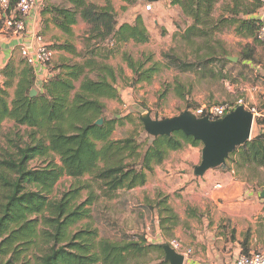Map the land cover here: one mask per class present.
I'll use <instances>...</instances> for the list:
<instances>
[{"label": "trees", "instance_id": "trees-1", "mask_svg": "<svg viewBox=\"0 0 264 264\" xmlns=\"http://www.w3.org/2000/svg\"><path fill=\"white\" fill-rule=\"evenodd\" d=\"M63 1L68 7L50 5L44 0L41 14L50 15L51 22L67 36L78 20L89 27L83 62L50 64V76L32 98L29 94L36 80L33 67L23 60H9L0 70V127L9 121L16 128H24L26 134V138L10 139L7 149L0 153V264H152L146 261L152 253L160 257L153 264H168L164 261V245L149 243L144 234L122 235L118 241H111L99 239L96 230L89 227L72 230L90 218L88 206L100 199L111 201L119 192L143 187L148 173L162 165L171 152L200 143L181 132L151 138L149 144L140 143L136 132L120 140L112 139L122 119H106L102 100L119 99L114 86L117 76L111 67L96 59L101 57L105 42L112 44L105 56L129 42L146 44L147 28L141 16H137L134 25L117 26L109 4L98 7L87 0ZM219 2L222 9L214 18ZM169 4L178 7L189 21L180 39L192 49L191 60L163 55L167 68L174 71L198 73L209 69L214 75L210 67L230 65L223 44L214 38L225 29L258 42L262 24L256 0H169ZM14 8L12 1L7 16ZM49 49L79 56L66 44H54ZM252 54L253 50L247 47L239 61L251 59ZM123 61L133 74L131 87L151 82L158 72L156 64L144 68V62H135L125 54ZM92 73L94 79L89 77ZM222 73L223 69L217 78L220 74L224 79ZM10 88H14L11 100ZM173 90L184 99V88L179 83L174 84ZM99 119L101 126L95 125ZM239 148L243 163L264 167V133L258 131ZM37 160H42L44 166L31 168L30 163ZM63 177L74 181V185L59 198H50ZM86 177L89 181L82 182ZM82 191L89 196L79 202ZM142 207L155 211L159 229L169 237L177 226V217L168 206V197L158 194Z\"/></svg>", "mask_w": 264, "mask_h": 264}, {"label": "rangeland", "instance_id": "rangeland-1", "mask_svg": "<svg viewBox=\"0 0 264 264\" xmlns=\"http://www.w3.org/2000/svg\"><path fill=\"white\" fill-rule=\"evenodd\" d=\"M47 1L50 5L68 7V4L63 0ZM118 1L122 4L117 2L119 4L116 8L117 12H115L117 26L122 24L134 25L137 16H141L149 34V41L142 45L129 42L121 45L112 55L108 56H105L106 50L111 49L112 46L109 45V42H105L102 45L103 51L100 55L102 58L96 59L97 63L111 67L117 76L114 86L119 94V99H106L104 104V117L106 119L113 117L122 119L121 125L116 126L112 134L113 140L123 139L136 132L140 143L149 144L151 138L143 131V123L140 120V116L146 114H149L153 120L161 121L176 117L184 111H192L204 106L234 104L239 100L246 104L241 97L242 89L250 85L252 81L247 77H242L243 75H238L241 70L240 65L233 67L231 66L232 62H230V65L222 67L215 64V66L210 67L214 75L210 73L211 70L209 69L198 73H179L167 68L163 58L164 54H173L181 59L191 60L192 49L185 46L180 39L181 33L186 28L185 19L181 18L172 6L167 7L166 0L157 2L163 5V9L160 11L156 10L154 5H151V11H146L145 7L149 4L146 0ZM87 2L98 7H104L107 0H87ZM221 9L222 3L219 2L213 11L214 18L219 17ZM82 23L76 25L77 37L72 40L73 44L67 40L63 43L73 48L74 45L80 46L79 56L69 53L73 56L69 60L71 63L83 62V55L86 54L84 39L89 27L87 25V28L82 27ZM214 38L223 44L227 57L239 58L249 47L245 40H239L233 34L232 29L217 32ZM124 54L135 62H144V68L156 64L158 72L152 81L131 87L130 81L133 74L123 61ZM87 57L88 55L85 56V58ZM221 69H223L221 75L224 79L220 78V74L217 78ZM89 77L94 79L96 76L92 73ZM1 81L0 75V85ZM176 82L184 88V99L178 98L174 93L173 86ZM8 93L11 98L14 88H10ZM255 134L256 131L253 127L252 137ZM22 137L26 138L24 128H16L12 122L4 121L0 127V153H3L4 148L7 149L10 139L17 140ZM189 146L184 145L182 150L171 152L162 165L155 167L151 173H148L147 182L143 187L128 192H119L116 198L111 201L100 199L95 204L88 206L91 211L90 218L77 223L72 230L89 227L96 230L99 239L104 238L111 241H118L122 235L144 234L149 243L157 242L161 243L158 245H167L173 238H164L162 235L163 239L159 237L160 234L158 236L155 211L150 212L142 206L146 204V201L152 202L154 200L155 191H182L180 188L183 184L187 185L203 178H195L193 175L194 167L201 162L202 145L199 144L195 147L199 150V154L195 157L188 149ZM231 156L233 155L230 154ZM56 162L58 161L56 160ZM42 166H44L42 160L30 163L31 168ZM85 181H89L87 177L82 182ZM73 185L74 181L71 179L61 178L54 187L50 198H59ZM88 196L87 191H82L79 202L86 200ZM159 259L158 255L152 253L147 256L146 261L153 264L158 263Z\"/></svg>", "mask_w": 264, "mask_h": 264}, {"label": "crops", "instance_id": "crops-1", "mask_svg": "<svg viewBox=\"0 0 264 264\" xmlns=\"http://www.w3.org/2000/svg\"><path fill=\"white\" fill-rule=\"evenodd\" d=\"M117 2L122 4L118 0H107L106 4L111 5L114 12H117ZM43 4L44 0L37 1L36 7L27 17L26 32L19 36L4 26L3 13L0 10V70L9 60L14 63L21 60V47L35 49L38 45L37 37L48 47L62 45L66 40L72 43L77 37L76 25L82 23L81 20L72 26L71 35L67 36L51 22L50 15L41 14ZM165 4L171 7L169 0ZM153 5L156 10L163 9L162 3ZM172 8L183 18L178 7ZM185 21V26L189 25V21ZM82 27L87 28L84 23ZM235 36L239 40H245L253 50L251 59L239 61L237 57L238 61L231 65H240L238 75L252 81L242 89L241 97L246 105L257 107L264 113V47L251 38ZM74 50L79 54L80 46L74 45ZM51 51L52 65L73 58L64 50ZM35 73L34 89L37 91L50 74L44 68H37ZM12 97L11 95L10 100ZM105 100H102L103 104ZM253 127L257 133L258 126ZM188 149L194 157L199 154L195 147L189 146ZM235 151L220 168L207 171L197 182L183 184L180 188L182 191H155L156 195L168 197V206L177 217V226L169 237L179 239L191 251L184 264H234L242 252L247 254L264 250V198L260 196L264 190V167L243 163L239 155L240 148ZM156 224L158 236L160 234L159 237L163 238L158 221Z\"/></svg>", "mask_w": 264, "mask_h": 264}, {"label": "water", "instance_id": "water-1", "mask_svg": "<svg viewBox=\"0 0 264 264\" xmlns=\"http://www.w3.org/2000/svg\"><path fill=\"white\" fill-rule=\"evenodd\" d=\"M157 3L161 0H150ZM232 63L237 58L227 57ZM37 91L32 89L29 96H36ZM143 130L150 138L170 136L174 132H181L187 137L202 145L201 162L194 167V177H202L207 171L223 166L229 155L238 147L243 146L251 140L253 116L243 106L237 107L233 112L224 117L211 121L207 117L197 118L191 111L187 110L180 115L164 119L153 120L149 114L140 116ZM101 126L102 119L95 122ZM264 198V190L261 193ZM164 261L168 264H184V258L175 253L168 245L163 246Z\"/></svg>", "mask_w": 264, "mask_h": 264}, {"label": "built area", "instance_id": "built-area-1", "mask_svg": "<svg viewBox=\"0 0 264 264\" xmlns=\"http://www.w3.org/2000/svg\"><path fill=\"white\" fill-rule=\"evenodd\" d=\"M15 1L14 11L7 16V12L10 10L11 2ZM38 0H0V10L3 13L4 26L11 30L17 36L26 32V20L30 12L36 7ZM260 4L258 17L261 20V27L257 33V41L264 47V0H256ZM151 3L146 7V11H151ZM38 45L35 49H29V47H21L19 54L21 59L34 70L37 68H44L47 72V68L52 62V51L49 47L42 42L40 37H37ZM243 106L253 116V126H258V130L264 133V113L257 107H251L241 100L234 104H222V105H210L204 106L199 109L192 110V114L197 118L207 117L211 121L218 120L225 115L233 112L237 107ZM253 128V127H252ZM167 245L177 254L184 258V261L191 255L190 249H187L183 243L174 238L170 240ZM234 264H264V250L240 254L235 260Z\"/></svg>", "mask_w": 264, "mask_h": 264}]
</instances>
